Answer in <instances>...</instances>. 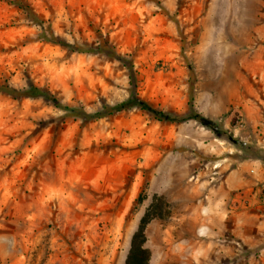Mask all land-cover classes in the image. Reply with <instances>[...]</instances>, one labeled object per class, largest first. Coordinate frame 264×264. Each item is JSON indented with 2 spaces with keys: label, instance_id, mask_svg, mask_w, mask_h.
Wrapping results in <instances>:
<instances>
[{
  "label": "rangeland",
  "instance_id": "374dc122",
  "mask_svg": "<svg viewBox=\"0 0 264 264\" xmlns=\"http://www.w3.org/2000/svg\"><path fill=\"white\" fill-rule=\"evenodd\" d=\"M99 45L133 66L135 89ZM0 85L87 113L134 91L213 124L137 108L84 120L0 93V264H125L155 200L148 264H202L192 245L206 197L234 166L264 164V0H0Z\"/></svg>",
  "mask_w": 264,
  "mask_h": 264
},
{
  "label": "crops",
  "instance_id": "0c3cea01",
  "mask_svg": "<svg viewBox=\"0 0 264 264\" xmlns=\"http://www.w3.org/2000/svg\"><path fill=\"white\" fill-rule=\"evenodd\" d=\"M210 193L192 252L202 264H264V164L234 166Z\"/></svg>",
  "mask_w": 264,
  "mask_h": 264
},
{
  "label": "trees",
  "instance_id": "16d2710c",
  "mask_svg": "<svg viewBox=\"0 0 264 264\" xmlns=\"http://www.w3.org/2000/svg\"><path fill=\"white\" fill-rule=\"evenodd\" d=\"M18 6L22 10H25L28 17L32 21H34L33 13L29 7L23 6L22 4H18ZM41 38L48 43L71 49L77 53L92 51L90 48L87 50L84 48L73 47L69 43L59 39L53 34L47 36L46 34L42 33ZM93 51H95L96 53L105 54L110 58L120 61L128 71V79L130 86L135 89L136 86L133 66L126 59L116 54L111 48H108V46L106 45H99L95 47ZM0 93L9 95L16 99H41L51 104L55 109L61 110L75 118H81L84 120L101 119L105 116L112 115L114 113H119L130 108H137L143 112L150 114L158 122L166 121L170 123H180L191 119L198 122L205 128L212 129L213 127L211 120H209L199 112L191 110L188 116L186 117H173L168 113L157 110L145 101L141 100L137 97L134 91H131L129 97L123 100L122 102L108 107L107 109H105V111H97L93 113H87L83 109L65 106L61 104L51 93L34 85H30L22 89H14L10 86L0 85ZM145 199V196H140L137 200V203L141 204ZM159 208L160 204H157L155 200L145 210L142 218L140 219V223L137 230L133 233L131 237L130 248L126 257L125 264H148L149 252L144 246L146 241L145 227L152 219H154L155 217H159L160 214L157 213Z\"/></svg>",
  "mask_w": 264,
  "mask_h": 264
}]
</instances>
